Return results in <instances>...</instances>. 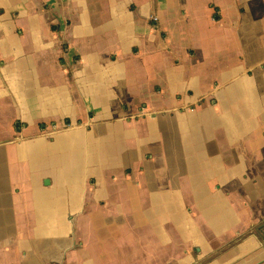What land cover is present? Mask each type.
Wrapping results in <instances>:
<instances>
[{
	"label": "crops",
	"instance_id": "crops-1",
	"mask_svg": "<svg viewBox=\"0 0 264 264\" xmlns=\"http://www.w3.org/2000/svg\"><path fill=\"white\" fill-rule=\"evenodd\" d=\"M227 1L234 5L235 24L224 20ZM250 23L257 25L254 30ZM232 32L242 69L230 74L223 48ZM263 72L264 0H0V165L11 152L17 172L40 176L43 190L59 194L73 186L80 192L75 209L64 213L63 244L58 254L49 251V264L64 257L68 264H88L93 249L96 264H206L211 258V264H220L228 254L244 257L246 264H264ZM227 90L248 96L239 100L238 123L228 117L221 131L209 121L189 134L180 129L173 135L175 148L154 160L134 147L124 154L125 163L109 154L79 156L85 163L81 169L58 168L65 176L58 188L49 164L37 169L19 147L24 130H45L57 117L77 115L71 111L75 106H86L90 118L103 121L143 107L151 113L189 101L196 103L192 108L204 106L212 93L222 105ZM202 110L206 118L211 113ZM77 118L82 124L85 115ZM64 122L70 124V117ZM123 165L133 169L137 187L131 194L140 200L141 213L131 202L102 207L100 198L78 182ZM166 174L175 176L171 187L186 192L195 218H181L175 192L162 181ZM30 189L0 170V217L5 209L14 217L0 223V234L19 235L16 217ZM82 195L86 203L80 204ZM234 220L235 226L256 227L259 233L228 236L237 227L221 226ZM72 227L82 245L72 244ZM22 250L18 260L0 264H26L29 255Z\"/></svg>",
	"mask_w": 264,
	"mask_h": 264
},
{
	"label": "rangeland",
	"instance_id": "rangeland-1",
	"mask_svg": "<svg viewBox=\"0 0 264 264\" xmlns=\"http://www.w3.org/2000/svg\"><path fill=\"white\" fill-rule=\"evenodd\" d=\"M233 7L234 5L230 1L225 2L226 12L224 20L235 24L236 19L231 17L236 14L232 10ZM248 26L254 30L257 25L250 23ZM229 41L228 45L223 48L225 52L223 63L228 72L232 74L238 68L241 70L242 65L236 56L237 48L240 45H238L237 36L233 32ZM251 75L253 76V81H255L254 72H251ZM262 76H264V72ZM199 85L205 87L200 82ZM208 87L210 88L211 86L208 85ZM224 87L227 88L226 86ZM258 97L260 98L261 96ZM243 98H248V96H244L240 90H227L223 96L222 105L218 104L216 93H212L205 99L206 103L204 106L192 108V104L196 105V103L189 101L184 105L181 103L175 107H164L151 113H145V108L143 107L136 114H126L125 117H115L103 121H99L97 118H90L86 106H75L71 111L77 112L79 116L85 115V118H80L82 119V124H78L77 115L71 114L64 116V118L63 116L57 117L55 119L57 122L54 124L49 123L48 128L45 130H40L39 126L35 128L30 126L24 130L26 140L19 147L30 156L32 165L36 166L37 169L49 164V173L52 175L53 186L58 188L62 185L61 179L65 177L59 173L58 168L64 167L67 173L75 169H81L82 166H85V163L79 162V156L109 154L111 157H117L115 162L125 163L127 159L124 158V154L129 148L134 147L135 151H142L147 158L154 160L153 157L157 154L164 151H172L175 148L173 135L180 129H186V133L189 134L191 128L199 127L209 121L211 124L215 122V127L217 126L221 131L224 125L228 124L224 122V119L228 117H232L235 119V123H238L236 120L237 110L241 109L242 102L239 100ZM180 99L178 98V100ZM252 103L256 106L255 110L260 112L262 107L256 101ZM40 107H42V104H40ZM207 108L210 109L211 113L206 118L202 109ZM65 117H70V124L64 122ZM262 117H264V114ZM49 121L47 120L46 122ZM58 121L60 124H58ZM260 122L261 124L263 123L261 119ZM262 133H264V128ZM68 158H70V162L65 163ZM89 161L93 162V157ZM17 163V157L14 154L11 152L6 153L5 162L0 165V170H3L7 179L12 177L15 183H28L31 189L28 197H25L24 202H21V212L16 217L19 223V235L4 236L0 234V261L8 258L18 260L20 251L25 249L29 255L24 260L26 264H49V251L53 254H58L61 250L63 244L62 233L65 227L64 213L68 208H71V210L75 209V202L79 199V188L70 186L59 194H55L57 191L53 193L51 190H43L39 186L40 176L19 174L17 172ZM140 171L146 172L147 169L141 167ZM173 179H175L174 175L166 174L162 181L166 190L172 193L175 192L174 205L180 207V213H184L181 214V218L183 221L195 218L196 216L193 213L194 205L188 199L186 192L171 187L170 184ZM135 181L133 169L128 165H123L115 167L109 173L104 169L100 176L87 174L83 179L79 177L78 182L81 186L91 189L95 199L100 198L102 207H105L107 203H112L113 206L119 207L131 202L137 208L140 200L134 199L131 194L132 190L137 187L134 184ZM105 192L108 194L106 195ZM62 194L65 195L64 198L60 197ZM85 197V195H82L80 204L86 203ZM138 212L141 213L140 208ZM13 218L12 213L5 209L0 217V223L11 222ZM70 219L75 223L76 216L70 215ZM234 223L232 226L224 227L221 226L222 222H220L221 228L226 230L237 227L236 231L234 230L228 235L230 237L249 230L252 233H259L256 227L246 230V227L235 226L239 223L237 220H234ZM260 232L263 233L262 230ZM70 240L72 244L80 242L79 244L82 245L81 239L77 237L73 227L70 232ZM182 246L183 249H186L184 240ZM250 248L251 243L245 250ZM96 252L95 249L92 250V256L87 260L88 264H96L94 255ZM21 255H24L23 250ZM244 259V257L239 255L230 256L228 254L221 257L219 262L220 264H238L239 262L240 264H246L248 260ZM256 259L262 260V257H257ZM243 260L244 262H241ZM9 262L17 264L15 261ZM57 264H68L66 257L58 261Z\"/></svg>",
	"mask_w": 264,
	"mask_h": 264
},
{
	"label": "trees",
	"instance_id": "trees-1",
	"mask_svg": "<svg viewBox=\"0 0 264 264\" xmlns=\"http://www.w3.org/2000/svg\"><path fill=\"white\" fill-rule=\"evenodd\" d=\"M213 259H214V258H211V259H209V260L206 262V264H208V263L212 262V261H213Z\"/></svg>",
	"mask_w": 264,
	"mask_h": 264
},
{
	"label": "built area",
	"instance_id": "built-area-1",
	"mask_svg": "<svg viewBox=\"0 0 264 264\" xmlns=\"http://www.w3.org/2000/svg\"><path fill=\"white\" fill-rule=\"evenodd\" d=\"M154 18H157L156 16Z\"/></svg>",
	"mask_w": 264,
	"mask_h": 264
}]
</instances>
